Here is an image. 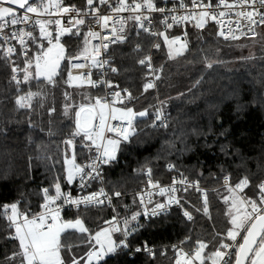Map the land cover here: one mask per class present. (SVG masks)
Segmentation results:
<instances>
[{
	"label": "trees",
	"instance_id": "trees-1",
	"mask_svg": "<svg viewBox=\"0 0 264 264\" xmlns=\"http://www.w3.org/2000/svg\"><path fill=\"white\" fill-rule=\"evenodd\" d=\"M64 1L83 11L91 9L86 0ZM93 7L105 10L108 6L94 0ZM88 22L86 19L85 25L77 26L80 34L61 38L66 60L53 82L34 74L27 81L14 80L9 61L0 49V264H21L22 259H8L20 248L18 240L12 238L15 228L9 226L2 206L19 201L20 210L32 214L42 202L44 188L55 191L59 182L62 191L67 189L65 159L75 154L79 164L91 154V143L83 139V134L73 135L75 113L81 105H95L104 88L90 83L73 85L68 79L70 57L83 54L88 47ZM31 32L37 39L30 38L26 59L31 61L33 73L34 57L41 53V45L44 49L48 46V41L40 37L39 26ZM127 32L126 41L109 48L116 69L113 79L127 89L119 107L146 110L147 115L136 117L135 133L127 141L115 137L121 139L118 155L105 165L108 188L121 195L112 207L70 210L63 213L62 219L81 217L94 234L110 227L105 222L117 216L123 229L125 219L141 213L136 192L146 183L145 169L161 181L181 173L208 189L207 213L201 192H181L184 208L193 214L191 220L182 209L150 218L141 214L129 226V230L137 229L127 236L129 247L92 264H176L178 248L173 245L192 253L198 247L197 241L208 244L205 256H209L221 242H231L226 233L232 227V201L237 194L229 189L247 177L249 184L243 191L238 190L239 197L260 203L258 186L264 181V41L255 39L259 33L226 41L216 35L212 24L203 29L191 27L188 36L169 29L164 33L181 34L187 43L183 53L172 57L163 35L155 39L132 18ZM149 55L153 58L154 82L146 66L139 63ZM149 82L155 86L145 91L144 85ZM30 92L37 94L31 98V106L20 108L17 97ZM160 109L168 117L166 124L154 119ZM68 140L73 143L69 145ZM226 176L229 185L223 184ZM113 238L124 236L115 232ZM63 239L74 245L70 251H62L66 264H71L73 257H86L91 250L87 236L79 232L69 230ZM146 245L157 249L153 254H132V250ZM205 264L212 262L206 260Z\"/></svg>",
	"mask_w": 264,
	"mask_h": 264
},
{
	"label": "snow or ice",
	"instance_id": "snow-or-ice-1",
	"mask_svg": "<svg viewBox=\"0 0 264 264\" xmlns=\"http://www.w3.org/2000/svg\"><path fill=\"white\" fill-rule=\"evenodd\" d=\"M109 0H99L100 4H107ZM242 6H251V11H240L236 13L237 17H242L243 20L248 22L247 28L249 32H252L253 35H256L252 25L257 23V17L259 18V23L264 25V0H239ZM87 5L91 8V12H86L75 7V5L64 6L63 0H38L37 3L31 2V0H0V32L7 27L8 23L16 25L18 23H29L32 21V16L28 15L29 13L35 14L37 17L42 15L60 16L67 13H75L72 18L69 20L71 27H65L62 24L60 19L56 20H44L36 19L34 23L39 26L40 37L47 39L48 47L44 49L41 45L42 52L35 57V77L44 76L49 82H53V77L58 74V69L60 67V62L64 59V45L60 43V37L65 34L78 35L79 28L77 26L85 25V16L95 14V19L97 24H101L104 27L108 26V21L112 19L108 15H98L99 9L93 7L94 0H86ZM118 6L113 8L114 12H121L129 10L132 12H139L142 7H147L149 10L164 12L165 9L157 8L153 3V0H143V3H137L136 0H133L132 4H129L127 0H117ZM5 4L16 5L19 9L24 10V15L18 16L16 9L13 7L4 6ZM220 4H224L225 7H235V5H228L225 3V0H220ZM193 5L195 7H200L208 10H202L199 12L198 17L196 14H191L189 16L180 17L181 20H196L195 26L203 29L208 20L211 19L215 23L221 26V31L219 35L225 36L227 39L228 36L223 31L224 24L221 20L217 18V14L212 11V5H202L199 3V0H193ZM259 5V7H257ZM183 7V4H181ZM55 9V13L51 11ZM225 12H220L219 16H225ZM79 16V18H77ZM140 24V27L145 31L149 29L144 27V21L151 23L147 16L135 15L131 17ZM173 22H178L176 17H173ZM167 23V19L164 21ZM232 20L228 21V24L231 25ZM56 25V34H55V43H53V33L49 31V25ZM123 24V21H121ZM169 28L172 27V24L167 25ZM90 27V26H89ZM237 27H239V21H237ZM73 28H76L77 31L73 32ZM113 33L117 31L115 27L112 29ZM122 31V28H121ZM229 29V34L231 33ZM244 33L241 32V35ZM14 38L18 39L21 45L25 44V37L36 40L37 37L33 35L31 31H25L21 29L18 33L12 34ZM99 33L94 31H89L85 36V45L88 43V36L93 38L97 37ZM158 35H164V33H158ZM7 39V37H5ZM118 40H124L123 35L117 37ZM232 39H238L237 36L233 35ZM180 37H174L172 41H168V37L165 36V41L169 43H174L179 41ZM107 48V44L104 45ZM155 47L159 48L160 45L156 44ZM187 44H182L181 48L178 50V53L185 49ZM15 49L10 47L7 49V53L11 54ZM88 49L85 47L84 53L87 54ZM95 55L91 56L92 62L94 65H98L100 62L97 60L99 55V46H96L94 49ZM24 55L27 56V52H24ZM151 57H146L139 61L140 64H145L146 61L150 65ZM29 67H31V61L26 62ZM74 68H82L83 65L74 64ZM211 67V65H209ZM116 71V69H112ZM17 69H13V72ZM30 76H33V73L25 69L24 79L27 81ZM158 78V77H157ZM15 80L16 77L13 76ZM72 79L79 80L80 77H72L71 72H69V80ZM88 83L95 85L96 82L91 79L88 80ZM110 86V85H109ZM155 85L153 82L146 83L144 85L145 91L150 88H153ZM127 92V89L124 90ZM37 95L35 93H28L26 96L17 97L16 103L20 108L30 107L31 98ZM113 96L120 97V93H113ZM128 98L131 99V93H128ZM103 98H97L95 105H81L80 109L76 111V131L73 135L83 134V139L89 141L91 145H95L96 149L100 154L96 159L89 165H80L76 163L75 154L71 159H65V164L68 165L66 169V181L68 184L73 183L77 177L80 178V182L83 186L85 175L89 178H94L93 173L96 176H99L97 169L99 168L100 163H109L111 160L116 158V152L119 149L121 144V139H113L111 137H105V133H116L118 137H121L124 141H127L131 135L135 133L133 127V121L136 117H143L147 115V111L135 112L132 108H115L110 106L106 102H102ZM82 114L83 119H82ZM156 119H160L159 116ZM109 120H120L127 123V127H118L108 123ZM94 121H98L93 123ZM66 143L71 145L72 140H68ZM102 150V151H101ZM171 167V166H170ZM85 168H91L90 172H85ZM151 170L149 169V172ZM229 177H225V183L227 184ZM176 183V181H174ZM184 183V181H180ZM198 184V182H197ZM249 184L247 177L243 178L239 183L235 185V188H230V192H235L236 190L243 191L245 187ZM154 187L157 185H153ZM260 189V204H257L255 200L242 199L237 197L232 201V207L236 209V213L231 215V225L232 227L227 230L226 236L227 239L232 243L221 242L219 247H217L209 256H204L202 253L204 249L208 247V244L203 241H197L198 247L191 253L184 252L181 248L178 250V257L176 264H181L183 260L184 264H193V261H199L200 264H205V260H211L212 264H264V207H261L264 204V182L259 186ZM171 191L175 193L176 189L174 187L170 189L160 188V193L163 195L166 191ZM199 190V189H198ZM45 203L41 205L43 209L42 212L29 215L27 211H21L19 207V201L12 204L3 205L5 214H7V219L10 222L9 226L15 228V235L13 239H17L19 242V252H14L11 257H8L9 260H13L16 257H21V264H66L64 257L62 256L63 250L70 251L74 245L65 243L64 237L68 234L69 230L79 232L82 235L87 236V243L90 245V251H88L85 257H80L77 259L73 257L71 264H81V261L84 264H92L93 261H101L105 256L110 254H115L121 248L128 247L127 236L131 235L132 232L136 231V227H132L129 230V226L132 222L136 221L141 213H133L130 219L124 220V228L121 229L118 227L114 221L116 217L113 216L112 221H106L111 226V228H102L94 234L90 232L89 228L85 225L84 220L81 217H76L75 219L64 220L62 219L60 212L61 207L57 205L55 208L52 205L56 204V201L62 200L63 204L74 205L79 207L80 205H91L102 204L103 201L99 199L100 196L105 195L104 189L101 188L99 192H92L87 196L74 198L71 192H63L61 184L57 182L55 184V195H49V189L44 188L43 190ZM115 196L119 197L120 192H115ZM149 195H151L149 193ZM229 198L225 197L227 201ZM110 201V198H109ZM237 201L239 206H237ZM143 203V200H141ZM180 201L174 195L170 196L168 204H179ZM250 206V211L248 207ZM167 205L158 203L155 208L151 209V215H158L160 211H163ZM243 209V211H241ZM10 211V214H8ZM205 213H207V198L205 196ZM144 214H149L148 210H145ZM184 215L191 220L192 216L188 211L184 212ZM123 232L124 239L116 240L113 238V233ZM240 238L239 240L237 238ZM183 243V241L181 242ZM175 248L176 246L173 245ZM231 249L232 251H226ZM141 249L137 248L136 251ZM151 251V249H147ZM234 253V255H233ZM232 256L233 259H226L227 257Z\"/></svg>",
	"mask_w": 264,
	"mask_h": 264
},
{
	"label": "built area",
	"instance_id": "built-area-1",
	"mask_svg": "<svg viewBox=\"0 0 264 264\" xmlns=\"http://www.w3.org/2000/svg\"><path fill=\"white\" fill-rule=\"evenodd\" d=\"M33 3H37L38 0L32 1ZM129 4H132L133 0H127ZM137 3H143V0H136ZM153 3L157 8H163L165 9L164 12L160 11H153L149 10L147 7H142L139 12H132L129 10L121 11V12H114L113 8L118 6L117 1L116 2H108L106 5L108 6L107 9L105 10H99L98 15H108L111 16L112 19L108 21V26L104 27L101 24L96 23L95 19V14L93 15H88L85 16L84 19H89V22L87 24L88 30L94 31L99 33V35L95 38L91 37L88 40V53L87 54H79V55H74L71 56L69 59V71L73 75H80L84 78L85 81L88 82L89 79H92L91 77H95L92 81L96 82L95 85L98 87L104 88V93L99 97L103 98L102 102L108 103L110 106L115 107V108H120L119 107V101L123 100L126 92L119 86V83L113 79V76L116 74V71H113L112 69H115L113 63H112V57L110 56L109 48L113 45L122 43L126 41L128 37V32H127V26L129 24V21L131 17L135 15H140L142 13V18L143 16H147L151 23L148 21H144V27L149 29V31H145L143 28L140 27V24L136 21V23L139 25L141 29H143L145 32L148 34L152 35L155 39H158L161 35H158V33H164L166 30L169 29H177L181 32L182 35L188 36L190 33V28L195 27L196 20H181L180 17L182 16H189L191 14H196L198 17V14L202 10H208L200 7H195L193 5V0H163V1H158V0H153ZM199 3L202 5H208L209 3L212 5V11H214L217 14V18L221 20L224 24L223 31L225 34L228 36L226 39L225 36L219 35V31H221V26L211 19L208 20V23L206 24H212L216 28V35L219 36L221 39L226 40V41H239L245 38H252L258 35L259 30L261 28H264V25L259 23V18L257 17V23L255 25H252L256 35H253L252 32L248 31L247 24L248 22L246 20H243L242 17H237L236 13L240 11H251V6H242L239 2V0H225V3L228 5H235V7H225L224 4H220V0H214V1H204V0H199ZM183 4V7L181 6ZM63 5L64 6H70L65 3L63 0ZM259 7V5H257ZM53 13H55V9H51ZM86 12H91V9L87 10ZM220 12H225L226 15L223 17L219 16ZM18 16L24 15V10H19L17 13ZM28 15L32 16V21L29 23H18L16 25H12L11 23H8L7 27H5L2 32H0V49L3 51L4 56L8 59L10 67H11V77L13 76L16 77L15 80L19 78H24L25 76V69L27 68V71L30 72L31 67L27 65V59L26 56L24 55V52L26 51L28 54V51L30 49V38L25 37V44L21 45L19 40L13 37V33H18L21 29H24L25 31H32L38 25L34 23L36 19H44V20H56L60 19L62 21L63 26L65 27H71L69 24V20L72 18L73 15H76L75 13H67V14H62L60 16H56L53 14L52 16L48 15H42L37 17L35 14L29 13ZM173 17L177 18L178 22H173ZM79 18V16H77ZM165 19H167V23H165ZM232 20L233 23L231 25L228 24V21ZM121 21H123V24H121ZM237 21H239V27H237ZM172 24V27L169 28L167 25ZM90 26V27H89ZM49 31L53 33V29L56 28L55 24H51L48 26ZM115 27L117 31L113 33L112 29ZM122 28V31H121ZM229 29H231V33L229 34ZM241 32L244 34L241 35ZM123 35L125 37L124 40H118L117 37ZM235 35L238 37V39H232V36ZM7 37V39H5ZM107 44V48L104 47V45ZM96 46H99V55L96 57L97 60L100 62L98 65H94L91 59L92 55H95L94 49ZM14 48L15 51L12 52L11 54L7 53L8 48ZM151 57L150 60V67H149V62L146 61L145 65L147 70L149 71V75L152 76V80L154 82V64H153V58L152 56H147ZM146 58V57H145ZM143 58V59H145ZM74 64H79L83 65L84 67L82 68H74ZM17 69V71L13 72V69ZM110 85V86H109ZM119 92L120 97H115L113 96V93ZM159 116L160 119H156V117ZM155 121L160 124H166L168 122V117L162 112L160 109L158 113L154 117ZM98 121H94L93 123H96ZM109 124L115 125L118 127H127V123L125 121H120V120H109ZM105 137H118L116 133H105ZM102 151V150H101ZM100 154V152L97 151L95 145H91V154L88 158L83 159L79 164L80 165H89L91 164L96 157ZM99 163V168L97 171L99 172V176H96L95 173H93L94 178H89L88 176L85 175L84 177V184L82 186L80 182V178L77 177V179L71 183L68 184V187L65 191L71 192L72 196L74 198L78 197H83L87 196L92 192H99L101 188L104 189L105 195H102L99 197L100 200L103 201L102 204H91V205H80L79 207H76L74 205H69V204H63L62 200L56 201V204L52 205L53 208H55L57 205L61 207V212L60 215L61 217L63 216V213L66 211L70 210H79L82 208H88L92 206H97V205H108V206H113L115 199L117 196L114 195L113 192L110 191V189L107 186L106 183V177H105V163ZM170 169H174L173 167H169ZM91 168H85V172H90ZM144 175L146 178V183L136 192V196L138 198L139 202V209L140 212L143 216L150 218V217H158L161 216L162 214L169 213L173 209H182L183 212L188 211L186 208H184L181 200H180V193L193 189L201 192L203 196L207 195V188L204 187L201 182L197 179H191L188 177H185L181 173H176L174 174V177L169 180V181H161L159 179H155L152 176L151 171L149 172V169L144 170ZM176 181V183H174ZM180 181H184V183H180ZM198 182V184H197ZM264 182L261 181L259 185ZM223 184L224 185H229L230 182L225 183V178L223 179ZM157 185V186H153ZM174 187L176 189L175 193H172L170 190L166 191L163 195L160 193V188H165V189H170ZM49 189V195H55V191L47 187ZM199 189V190H198ZM149 193L151 195H149ZM175 196L177 199H179L180 203L179 204H168V200L170 196ZM110 198V201H109ZM141 200H143V203H141ZM259 200H260V189H259ZM45 203V198H44V193H43V199L42 202L39 204L38 208L32 212L31 215L40 213L43 211L41 208V205ZM161 203L167 205V207L163 210L160 211L158 215H151V209L155 208L156 204ZM261 203V202H260ZM259 203V204H260ZM261 207H264V204L261 205ZM148 210L149 214H144L145 210ZM249 207V211H250ZM189 212V211H188ZM190 213V212H189ZM191 216L193 217V214L190 213ZM116 217V222L115 224L121 228L120 222ZM122 229V228H121ZM123 233V232H121ZM15 235V232H14ZM239 238V237H238ZM237 238V239H238ZM232 243V242H228ZM175 248L183 249L184 252L189 253L186 249H184L180 245H175ZM129 247V245H128ZM141 249L140 251H136V249L132 250V254L135 253H145V254H153L157 247L155 246H143V247H138ZM147 249H151V251H148ZM226 251H232L231 249L226 250ZM191 254V253H189ZM234 255V253H233ZM226 259L232 260L233 257L229 256Z\"/></svg>",
	"mask_w": 264,
	"mask_h": 264
},
{
	"label": "rangeland",
	"instance_id": "rangeland-1",
	"mask_svg": "<svg viewBox=\"0 0 264 264\" xmlns=\"http://www.w3.org/2000/svg\"><path fill=\"white\" fill-rule=\"evenodd\" d=\"M55 34H56V31H55ZM55 34H53V43H55V39H54ZM163 36H164V39H165V36H167L169 42L172 41V39H173L174 37H177V36L180 37V40H179V41H175L174 43L166 42V44H167V46H168V48H169V51H170V55H171L172 57H177L178 55H180L181 53H183V52L185 51V49L187 48V47H186L185 49L181 50V51L178 53V50L181 48V45L186 43L185 39L183 38V36H182L181 34L176 33V34L167 35V34L164 33ZM62 37H63V36L60 37V43H61V44H63V42L61 41V38H62ZM255 39H259V40L264 41V28H261V29L259 30V35H258ZM186 44H187V43H186ZM63 45H64V44H63ZM48 46H49V45H48ZM48 46H47V47H48ZM47 47H46V48H47ZM46 48H45V49H46ZM64 49H65V51H64V57H65V58L62 59L61 62H60V67H59V69H58V73L60 72V69H61L62 64H63V63L65 62V60H66V48H65V45H64ZM41 52H42V51H41ZM87 53H88V52H87ZM38 54H40V53H38ZM38 54H36L35 57H36ZM35 57H34V60H33V66H34V68H33V74H34V76H35ZM54 77H55V76H54ZM54 77H53V78H54ZM72 77H80L79 80H77V79H72L71 81L69 80L70 83H72L73 85L88 84V82L85 81L84 78H83L82 76H80V75H73V74H72ZM37 78H44V79H46L44 76H40V77H37ZM68 79H69V73H68ZM83 115H84V114H82V119H83ZM111 138H113V139H118V138H115V137H111ZM119 148H120V146H119ZM118 152H119V149H118V151L116 152V157H117V155H118ZM236 194H237V195H236V198L240 196L238 190H236ZM236 198H235V199H236ZM240 198H241V197H240ZM237 206H239L238 201H237ZM249 207H250V206H249ZM249 207H248V210H249ZM241 211H243V209H241ZM234 212L236 213V209H235V208H234ZM235 213H234V214H235ZM111 226H112V225H111ZM111 226L108 227V228H111ZM202 255L205 256V249H204V252L202 253ZM85 259H86V257H85ZM205 261H206V260H205ZM94 262H96V261H93L92 263H94ZM181 263L184 264L183 260L181 261ZM81 264H84V262L82 261ZM193 264H200V262H199V261H193Z\"/></svg>",
	"mask_w": 264,
	"mask_h": 264
},
{
	"label": "water",
	"instance_id": "water-1",
	"mask_svg": "<svg viewBox=\"0 0 264 264\" xmlns=\"http://www.w3.org/2000/svg\"><path fill=\"white\" fill-rule=\"evenodd\" d=\"M32 1H34V0H31V2H32ZM4 6H8V7H13V8H15V9H16V13H18V11L21 10V9H19V7L16 6V5L5 4Z\"/></svg>",
	"mask_w": 264,
	"mask_h": 264
}]
</instances>
